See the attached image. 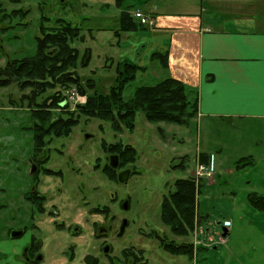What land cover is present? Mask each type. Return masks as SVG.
<instances>
[{"label":"rangeland","instance_id":"rangeland-1","mask_svg":"<svg viewBox=\"0 0 264 264\" xmlns=\"http://www.w3.org/2000/svg\"><path fill=\"white\" fill-rule=\"evenodd\" d=\"M203 1L216 15L215 10L230 11L238 0ZM258 3L247 0L244 5L255 7ZM190 4L198 10L200 0H122L121 7L115 0H0V68L32 55L40 26L54 27L58 19L81 29L84 41L71 43L80 54L85 47L91 49L88 65L78 62L73 68L86 94H79L74 85L64 88L65 85L55 83L36 99L41 102L58 91L66 98L71 92L81 97L79 101L69 99L65 108H51L53 119L44 128L55 118L72 115L77 121L64 136L42 135L40 149L48 154V160L37 167L35 174L30 175L27 162L28 156L37 159L35 120L27 102L21 99L31 88H21L16 81L0 86V264H24L20 248L26 236L15 241L5 231L8 225H19L17 217L9 221L10 211L27 208L25 198L30 186L47 198L44 214L36 212L30 222L34 239L43 240L40 264H87L82 258L88 253L97 258L94 264H123L127 258L121 252L128 248L142 250V259L136 264H264V235H260L262 231L264 234V213L246 198L251 175L247 169L234 166L239 156L254 151L250 139L260 132L258 126L220 122L209 127L204 119H191L187 125L149 122L142 112H137L133 129L122 127L119 131L112 128L110 121L80 111L88 94L95 90L108 92L115 83L116 64L124 59L145 66L135 80L126 84L124 98H129L135 87L152 85L164 77L159 60L151 57L158 50L153 47L159 39L148 27L115 33L121 10L126 9L132 16L136 9L169 13L183 11ZM19 8L24 16L1 19ZM133 20L138 23L137 18ZM86 80H91L93 87ZM117 142L134 146L136 157L133 162L112 166L111 178L104 167L109 165L111 156L118 155L110 150ZM217 146L221 152H217ZM205 149L213 154L212 169L208 177H200L198 151ZM44 167L55 173L45 174ZM126 169L129 175L122 182L118 174ZM185 177L201 182L196 193L197 217L188 235L177 236L160 221V202L173 189L174 180ZM124 202L126 209L122 207ZM50 208L58 217L49 216ZM22 212L24 209L19 213ZM123 218L127 223L118 236ZM226 219L231 226L223 235L222 223ZM74 223L81 230L70 233ZM99 227H106L107 234L97 236ZM154 232L168 240L191 242L196 251L193 259L162 250L158 240L150 236ZM105 245L109 246L107 253L102 250Z\"/></svg>","mask_w":264,"mask_h":264},{"label":"trees","instance_id":"trees-1","mask_svg":"<svg viewBox=\"0 0 264 264\" xmlns=\"http://www.w3.org/2000/svg\"><path fill=\"white\" fill-rule=\"evenodd\" d=\"M118 7L122 6V0H115ZM25 12L13 9L9 14H4L1 19L14 16H24ZM119 27L115 32L117 35L122 31L136 30L142 26L133 20V16L126 9L121 10L119 16ZM54 27L40 26L39 34L36 36L35 52L22 59H15L0 68V86H6L12 81L23 87H30L29 93L22 96L31 116L35 120L33 124L34 141L36 149H40L43 142L41 136L52 133L55 136L66 135L76 119L70 115L67 118H55L46 128L44 124L49 122L51 108H65L69 103L68 98L60 91L52 96L37 102L36 99L45 89L55 86V83L65 85L64 88L74 85L79 94H86V88L80 82L75 72L78 62L81 66H87L91 59V49L85 47L80 54L79 50L71 45L72 42H83L84 34L77 26L70 22L58 19ZM152 59H158L163 68L166 67V51H155L151 53ZM145 66L132 63L127 60L116 64L115 83L110 86L107 93L93 91L87 95V100L80 105V111L84 114L102 118L110 121L114 130H121L122 127L128 130L133 129L135 115L142 112L149 122H172L180 125H187L197 115L198 97L197 91L186 85L183 81L174 77H165L152 85H139L134 88L129 98L123 97L126 84L135 80L137 72ZM90 87H93L91 80H86ZM89 87V88H90ZM73 114V112H69ZM43 126V128H42ZM103 146H105L103 144ZM110 150L118 153V164L133 162L136 157V149L129 144L122 142L114 143ZM199 163L209 164V157L204 153L199 154ZM252 163L251 157L238 158L235 161V168H243ZM109 177H114L113 168L110 165L104 167ZM45 173H51L44 170ZM173 189L162 196L160 202V221L177 236H186L195 226L196 214V193L199 192L201 182L193 177L178 178L173 182ZM249 203L260 211H264V196L257 193L246 195ZM158 240L162 250L173 255H186L192 260L196 251L193 244L168 240L157 232L152 233ZM123 258L127 261L123 264L140 263L142 250H122ZM71 258V257H70Z\"/></svg>","mask_w":264,"mask_h":264},{"label":"crops","instance_id":"crops-1","mask_svg":"<svg viewBox=\"0 0 264 264\" xmlns=\"http://www.w3.org/2000/svg\"><path fill=\"white\" fill-rule=\"evenodd\" d=\"M258 1L253 7L244 5L247 0H238L230 11L215 10L216 15L203 0L198 10L195 4L179 12L138 10L153 18L152 26L142 25L159 39L153 49L166 51V67L160 64L163 78H177L197 91L198 112L192 119H204L209 127L230 122L260 128L250 139L254 151L239 156L251 157L252 163L239 169H247L251 175L247 194L264 196V0ZM220 150L217 146V152ZM198 152L208 155V165L212 166V152ZM230 226L231 222L222 226L223 235Z\"/></svg>","mask_w":264,"mask_h":264},{"label":"flooded vegetation","instance_id":"flooded-vegetation-1","mask_svg":"<svg viewBox=\"0 0 264 264\" xmlns=\"http://www.w3.org/2000/svg\"><path fill=\"white\" fill-rule=\"evenodd\" d=\"M41 139L43 140V136H41ZM41 151H43V150L35 149V153L37 155V156H35L37 158L35 161L32 159L31 156L30 157L28 156L27 162L29 163L30 175L35 174L36 170H38L37 167L43 166V163L48 160V156H47L48 154L45 155V152H43L44 153L43 154ZM109 161L111 162V158L109 159ZM110 162H109V165L111 166ZM43 169L49 170L50 172L55 173L52 170H50V168H48V167L47 168L44 167ZM45 174H50V173H45ZM25 202L27 205L26 209L24 207L23 208L17 207V208H14L10 211L11 213L9 216V221L10 220L14 221V219H16V217H17L19 220V225H17L16 227H13V225H8V227L5 231V235L8 238H11L12 240H15V241L21 240L23 237L26 236L27 240L22 244V246L20 248L21 255L23 256L22 260H23L24 264H40L41 260L43 258L42 253H41L43 240L41 239V237L34 239L35 234H32V231L34 229H32V227H31L32 224L30 222L34 221L35 215H37L36 212L39 213L40 215L44 214L45 203L47 202V198L44 194H40V192H38V190L36 189L35 186H30V192L26 196ZM2 205H6V204H2ZM23 209H24V212L19 213ZM106 211H107V209H106ZM48 214L52 218H54V217L56 218V216H57V212H55L53 208H50L48 210ZM34 225H36V223H34ZM36 227L41 228L40 226H37V225H36ZM80 230H81L80 226L77 224L75 225V223L72 226H70V229H69L70 233H76V232H79ZM13 231H14L13 234H15V235L11 236V233ZM107 232L108 231H106V233L102 234V235L97 234V232H96V234H97V236H103V235H106ZM32 235H34V236H32ZM16 246H18V244ZM104 247L102 248V250L104 249ZM88 254L93 256V263L92 264H94L97 261V258L91 253H88ZM86 255L87 254H85L82 258L85 263H87L86 259H85ZM39 257H40V259H39Z\"/></svg>","mask_w":264,"mask_h":264},{"label":"water","instance_id":"water-1","mask_svg":"<svg viewBox=\"0 0 264 264\" xmlns=\"http://www.w3.org/2000/svg\"><path fill=\"white\" fill-rule=\"evenodd\" d=\"M62 1H65V0H62ZM88 136V134H86V137ZM111 166H113V167H115V166H117V163H118V161H117V155H113V156H111ZM128 175H129V170L128 169H126V170H123V171H121V172H119V174H118V179L120 180V181H126L127 180V178H128ZM122 207H123V209H126L127 208V202H124L123 204H122ZM126 223H127V220L125 219V218H123L122 220H121V223H120V227H119V232H118V236H121L122 235V233L124 232V228H125V226H126ZM106 231H107V228L106 227H99V229H98V231H97V234H99V235H102V234H105L106 233ZM14 233V231L11 233V236H14L15 234H13ZM108 250H109V246H105L104 247V249H103V251L105 252V253H107L108 252ZM39 259H40V257H39ZM86 262L88 263V264H92L93 263V256L92 255H89V254H87L86 255Z\"/></svg>","mask_w":264,"mask_h":264},{"label":"built area","instance_id":"built-area-1","mask_svg":"<svg viewBox=\"0 0 264 264\" xmlns=\"http://www.w3.org/2000/svg\"><path fill=\"white\" fill-rule=\"evenodd\" d=\"M133 17L137 18L138 22L142 25L152 26L154 23L152 16H150L149 14H145L138 9H136L133 12ZM67 98H68V101H69V99H75L76 101H79L78 99H80L81 97L79 96L78 93L71 92L70 96H68ZM211 169H212L211 165H204L202 163H198L197 174H199L200 177L208 175L210 173ZM229 224H230L229 221H223V226H228Z\"/></svg>","mask_w":264,"mask_h":264}]
</instances>
